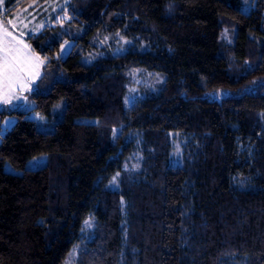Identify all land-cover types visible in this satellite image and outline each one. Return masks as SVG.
<instances>
[{"label": "trees", "instance_id": "16d2710c", "mask_svg": "<svg viewBox=\"0 0 264 264\" xmlns=\"http://www.w3.org/2000/svg\"><path fill=\"white\" fill-rule=\"evenodd\" d=\"M244 1L71 0L88 26L79 40L98 28L148 46L92 64L59 56V23L25 37L43 65L33 107L0 108L15 118L0 136V264H61L80 241L78 264H264V0ZM136 64L166 80L126 107ZM61 98L63 117L39 130ZM171 132L183 138L177 166ZM134 150L139 168L126 169Z\"/></svg>", "mask_w": 264, "mask_h": 264}, {"label": "rangeland", "instance_id": "374dc122", "mask_svg": "<svg viewBox=\"0 0 264 264\" xmlns=\"http://www.w3.org/2000/svg\"><path fill=\"white\" fill-rule=\"evenodd\" d=\"M71 0H38L31 1L25 7L14 5L10 8L4 6L5 0H0V48L5 43L13 49L19 50V54L25 60L27 71L22 74L20 79L12 82L0 81V96L7 95L10 103H0V108L10 106V108L29 109L34 105V101L29 97L30 93L35 90L37 81L42 74V58L34 53L27 43L25 37L29 34L39 33L46 25L59 23L61 44L58 54L65 57L71 50L80 53L79 59L84 64H92L95 60L111 55H121L130 49L140 52L148 49L144 41H137L133 37L124 35L120 30L103 31L96 29L89 33L90 42L87 43L80 37L88 31L87 24L78 25L75 18H79L75 12V6L66 9V4ZM252 3L251 0H245L243 9L249 11ZM13 10V11H12ZM66 10V13L64 12ZM72 18L74 20H72ZM7 31L11 33L6 36ZM67 35L68 37L64 36ZM14 38V39H13ZM63 38V39H62ZM219 38L227 43H233L235 39L234 28H223ZM63 46V47H62ZM166 80V74L159 71L148 69L142 64H136L127 69V90L124 97L126 107L134 104L138 99L145 97L148 93L157 91ZM15 97H19L16 99ZM66 107V99L61 98L51 110V118L47 121H37L36 127L43 131H52L55 124L63 117ZM15 120L13 115H0V136L6 133ZM113 136L119 132V127L113 129ZM172 151L170 163L177 166L182 163V145L183 138L179 133L171 132ZM141 153L134 150L124 161L126 169H138L140 164ZM48 154L41 153L29 158L24 167L35 169L46 164ZM8 171L21 173L22 168H16L9 163L5 164ZM115 177V180L113 178ZM119 174H115L109 186L119 188ZM87 221V223H86ZM94 227V216L90 213L83 221L81 235L88 238ZM82 241L74 243L61 264H78V255Z\"/></svg>", "mask_w": 264, "mask_h": 264}, {"label": "snow or ice", "instance_id": "6c2138e0", "mask_svg": "<svg viewBox=\"0 0 264 264\" xmlns=\"http://www.w3.org/2000/svg\"><path fill=\"white\" fill-rule=\"evenodd\" d=\"M4 34L6 36L11 35V33H8L7 31H5ZM27 70V65L25 60L19 54V50L13 49L5 43L4 46L0 48V81L12 82L20 79L22 74ZM15 98L19 99V97ZM0 103H10L7 95L0 96ZM113 180H115V177Z\"/></svg>", "mask_w": 264, "mask_h": 264}, {"label": "crops", "instance_id": "0c3cea01", "mask_svg": "<svg viewBox=\"0 0 264 264\" xmlns=\"http://www.w3.org/2000/svg\"><path fill=\"white\" fill-rule=\"evenodd\" d=\"M6 2H7V1L5 0V4H4V6L6 5ZM18 7H21V6H18ZM12 11H13V10H12ZM30 48H31V47H30ZM32 51H33V50H32ZM33 52H34V51H33ZM34 53H35V52H34ZM13 122H14V121H13Z\"/></svg>", "mask_w": 264, "mask_h": 264}]
</instances>
